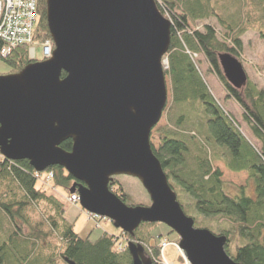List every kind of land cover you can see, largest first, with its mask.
Here are the masks:
<instances>
[{
	"label": "water",
	"instance_id": "obj_1",
	"mask_svg": "<svg viewBox=\"0 0 264 264\" xmlns=\"http://www.w3.org/2000/svg\"><path fill=\"white\" fill-rule=\"evenodd\" d=\"M45 16L51 57L0 75V156L36 173L61 167L82 210L131 237L141 224L165 225L190 264H238L226 237L184 214L151 148L168 100L162 58L171 28L155 0H45ZM219 64L234 88L246 82L236 58L219 55ZM118 176L136 178L150 204L116 197L109 183ZM126 247L132 264H150L142 245Z\"/></svg>",
	"mask_w": 264,
	"mask_h": 264
},
{
	"label": "trees",
	"instance_id": "obj_2",
	"mask_svg": "<svg viewBox=\"0 0 264 264\" xmlns=\"http://www.w3.org/2000/svg\"><path fill=\"white\" fill-rule=\"evenodd\" d=\"M37 1L39 20L34 41L40 43L50 40V35L45 0ZM155 2L171 28L170 45L162 58L167 63L164 74L170 97L162 115L165 124L153 128L159 137L158 149L151 144L153 154L177 202L196 228L226 237L224 251L234 262L264 264V88L249 79L234 88L219 64L222 54L240 60L241 36L251 28L264 42V0ZM238 3L243 5L241 10ZM209 18L219 22L220 32L206 23ZM3 46L0 39V52ZM194 54L203 56L226 101H233L240 110L251 139L234 114L214 97L192 60ZM0 62L9 67V74H16L32 60L27 46H16L6 55L0 54ZM71 147L70 140L60 145L66 152ZM212 162H222L233 173H246L253 193L247 185L224 182ZM46 173H52L53 188L69 194L74 183L70 175L59 166ZM41 175L26 160L0 156V231L5 237L0 241V264H132L126 245L118 249L113 235L103 233L91 240L77 234L64 217V204L48 194L46 182L36 187ZM112 182L116 184L111 187L109 183V190L125 203L128 194L114 178ZM136 231L134 237L121 232L122 237L144 248L151 246L147 254L156 257L158 246L138 238Z\"/></svg>",
	"mask_w": 264,
	"mask_h": 264
},
{
	"label": "rangeland",
	"instance_id": "obj_3",
	"mask_svg": "<svg viewBox=\"0 0 264 264\" xmlns=\"http://www.w3.org/2000/svg\"><path fill=\"white\" fill-rule=\"evenodd\" d=\"M224 0H220L222 3ZM231 1V0H225ZM238 9L241 10L243 5L238 3ZM219 5L216 6V9L219 10ZM236 15V14H235ZM237 16V15H236ZM238 17V16H237ZM39 17H37L36 24L38 23ZM226 20H228L226 18ZM229 21V20H228ZM238 25L242 24L241 20L238 18ZM206 23L214 26L218 32L221 31V26L219 22L214 18H209L206 20ZM242 44H243V53L240 58V63L242 64L244 71L247 75V79L256 84L258 88H264V42L260 39L258 33L255 29L251 28L247 32H245L242 36ZM35 58L40 61L42 59L41 55V46L39 43L35 42ZM192 60L195 62L197 68L199 69L204 81L208 84L212 94L215 98L218 99L221 105L228 111L234 114L236 120L240 123L243 133L251 139L250 133L244 123L240 110L236 108L237 106L233 101H226L225 93L216 79V77L208 71L207 63L205 62L203 56L201 55H192ZM163 68H167L166 60H162ZM9 67L4 63L0 62V75L9 74ZM167 90H168V100H169V85L168 80L166 78ZM236 106V107H235ZM165 124L164 117L155 127H161ZM154 129V130H155ZM152 130L150 135V142L155 149L159 147V137ZM253 141V140H252ZM258 146V144H255ZM214 168H218L222 173V180L227 183H231L235 186H248L249 193H253L251 181L248 179V175L246 173H233L225 168L222 162H212ZM45 174V172H44ZM44 174H42V178L37 180L36 187H40L44 180ZM118 182L121 184L125 193L128 194V199L125 201V204L128 206H148L150 204V199L141 183L133 177L129 176H119L117 177ZM52 182H47L46 186L48 194H52L58 200H60L65 206V219L73 225L74 231L82 237H89L91 240L97 239L103 233H107L109 235H113L115 237V241L119 245L125 247L126 239L122 237L121 230L116 229L112 223L107 219H102L99 217H91L85 211L82 210L79 203L67 205L66 198L67 194L63 192L60 188H52ZM250 187V189H249ZM248 193V194H249ZM35 218V217H34ZM3 232L0 231V241H2L5 237L3 236ZM136 234L138 238L146 239L148 244H152L154 246L160 245L165 242L166 246L164 247L163 255L168 264H186L188 261L185 258V253L179 247V240L177 235L172 232L168 227L163 224H142L138 227ZM148 237V238H147ZM121 246V248H122ZM190 264V263H188Z\"/></svg>",
	"mask_w": 264,
	"mask_h": 264
},
{
	"label": "built area",
	"instance_id": "obj_4",
	"mask_svg": "<svg viewBox=\"0 0 264 264\" xmlns=\"http://www.w3.org/2000/svg\"><path fill=\"white\" fill-rule=\"evenodd\" d=\"M37 17V0H0V39L4 43L1 55H6L16 46H27L29 58L35 59L33 45ZM39 45L41 46L42 59L50 58L53 50L51 41L45 40ZM52 177V173H48L44 181L47 182ZM67 202L78 203V195L71 194ZM165 246V242L159 245V252L156 257L150 258V264H168L163 255ZM119 248H121L120 245Z\"/></svg>",
	"mask_w": 264,
	"mask_h": 264
},
{
	"label": "flooded vegetation",
	"instance_id": "obj_5",
	"mask_svg": "<svg viewBox=\"0 0 264 264\" xmlns=\"http://www.w3.org/2000/svg\"><path fill=\"white\" fill-rule=\"evenodd\" d=\"M114 180H115V182H118V181H117V177H114ZM111 184H112L111 187H114V185H115L116 183L111 182Z\"/></svg>",
	"mask_w": 264,
	"mask_h": 264
},
{
	"label": "crops",
	"instance_id": "obj_6",
	"mask_svg": "<svg viewBox=\"0 0 264 264\" xmlns=\"http://www.w3.org/2000/svg\"><path fill=\"white\" fill-rule=\"evenodd\" d=\"M66 203H67V202H66ZM67 205H71V204L67 203ZM65 209H66V208H65V206H64V213H65ZM81 237H82V236H81Z\"/></svg>",
	"mask_w": 264,
	"mask_h": 264
},
{
	"label": "bare ground",
	"instance_id": "obj_7",
	"mask_svg": "<svg viewBox=\"0 0 264 264\" xmlns=\"http://www.w3.org/2000/svg\"><path fill=\"white\" fill-rule=\"evenodd\" d=\"M43 42V41H42ZM41 43V42H40ZM53 186V185H52ZM53 188V187H52ZM54 189V188H53ZM70 204V203H69ZM72 205V204H71Z\"/></svg>",
	"mask_w": 264,
	"mask_h": 264
}]
</instances>
